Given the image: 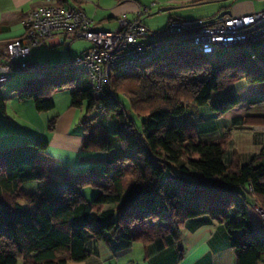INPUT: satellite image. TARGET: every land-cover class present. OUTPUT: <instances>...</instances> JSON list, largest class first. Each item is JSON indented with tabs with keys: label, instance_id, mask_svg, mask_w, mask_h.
<instances>
[{
	"label": "trees",
	"instance_id": "16d2710c",
	"mask_svg": "<svg viewBox=\"0 0 264 264\" xmlns=\"http://www.w3.org/2000/svg\"><path fill=\"white\" fill-rule=\"evenodd\" d=\"M174 19L187 20L173 17L169 24ZM176 44L143 68L112 75L100 96L86 74L76 88L77 77L64 78L74 62L18 64L24 71L44 72L15 90L19 101L32 100L36 111L46 113L55 109L56 90L74 88L73 108L102 110L118 124L106 133L96 125L98 118L85 123L91 127L85 128L83 151L110 154L119 141L120 153L61 188L49 178L48 141L28 140L0 151V264L80 263L93 255L92 245L98 243L114 252L134 244L162 251L175 243L181 254L185 224L200 217L225 227L237 264L264 263V235L249 214L253 203L264 211V162L243 165L235 157L226 163L233 132L263 126L264 118L235 121L212 143L201 141L197 130L199 109L211 103L214 93L243 81L264 83V51L253 55L244 46L226 50L229 58L215 60ZM112 92L128 99L130 113L118 99L111 101ZM2 104L1 99L4 109ZM237 104L231 98L213 109L222 116ZM120 105L123 111L118 112ZM134 116L143 119L140 129ZM56 124L57 118L50 121V133ZM27 184L37 186L27 190ZM87 187L98 191L92 201L83 194Z\"/></svg>",
	"mask_w": 264,
	"mask_h": 264
},
{
	"label": "crops",
	"instance_id": "0c3cea01",
	"mask_svg": "<svg viewBox=\"0 0 264 264\" xmlns=\"http://www.w3.org/2000/svg\"><path fill=\"white\" fill-rule=\"evenodd\" d=\"M43 1L0 0V52L9 42L25 35V17L39 8ZM67 1L66 6H78L85 10L93 18L95 28L103 31L117 29L120 17H134L145 7H150L151 12L142 17V22L150 30L158 28L156 32L164 31L173 17L199 20L215 18L228 12L234 16H244L264 11V0H116V5L105 9L101 8V0L99 4L89 0H79L80 3ZM202 9L206 11L203 12ZM91 47L92 44L84 39H62L56 36L42 41L38 47H32L33 56L27 61L31 66L41 67L72 65L76 57L89 51ZM244 50L258 55L264 51V40L249 44ZM221 52L227 51L220 50L218 53ZM26 70L44 73L36 69ZM81 78H86L84 71H81ZM2 94L1 92L4 106L2 110L6 114V98H3ZM8 95L5 96L8 97L9 103L15 104L17 117H20L22 112L25 114V110L34 113L35 106L29 101L17 100L14 91ZM231 98H237V106L219 116L213 107H218ZM14 99L18 102H14ZM54 102L56 108L57 101ZM199 115L202 119L197 128L199 139L206 143L217 142L231 129L235 121L264 118V83L251 85L243 81L225 91L216 92L211 103L199 109ZM85 123L87 122L83 118H79V111L71 106L70 98L58 115L55 132L50 133L49 139L46 140L49 142L47 155L51 159L49 178L61 188H66L77 174L87 172L94 165L105 164L110 157V154L83 151L87 126ZM79 126H82L83 130ZM17 131L18 125L15 123L1 129L0 138ZM235 157L243 165L250 164L255 159L264 162V125L233 132L226 163L231 164ZM249 214L255 227L259 229L262 217L256 203L249 207ZM181 238V254L175 243H169L162 251L150 252L141 244L114 252L105 243H98L92 245L93 255L89 259L72 264H237L225 227L208 217L189 220L183 228Z\"/></svg>",
	"mask_w": 264,
	"mask_h": 264
},
{
	"label": "built area",
	"instance_id": "2783aa9c",
	"mask_svg": "<svg viewBox=\"0 0 264 264\" xmlns=\"http://www.w3.org/2000/svg\"><path fill=\"white\" fill-rule=\"evenodd\" d=\"M142 8L134 17L122 16L118 28H95L93 18L82 8L66 6L60 0H44L24 19L25 35L9 42L0 52L1 92L15 73L23 72L19 63L29 60L32 47L54 37L84 39L92 44L89 51L74 59L75 68L84 71L94 93L102 95L112 75L143 68L168 55L180 43L204 55L214 57L220 50L240 49L264 40V11L244 16H216L211 19H174L164 31L150 30L142 17L150 14ZM111 101H115L112 92ZM259 232L264 235V211Z\"/></svg>",
	"mask_w": 264,
	"mask_h": 264
},
{
	"label": "rangeland",
	"instance_id": "374dc122",
	"mask_svg": "<svg viewBox=\"0 0 264 264\" xmlns=\"http://www.w3.org/2000/svg\"><path fill=\"white\" fill-rule=\"evenodd\" d=\"M90 2H93L94 4H99V0H89ZM100 3L101 8L105 9L106 7H112V5H116V0H101ZM203 12L206 11V9H202ZM219 16V15H218ZM200 20V19H199ZM159 21V19H158ZM152 31H157V29H151ZM231 53L229 52H221L220 54L214 56L213 59L215 60H221L229 58ZM81 71L77 68H74L73 71H71L70 75H65V79L67 77H77V80L75 81V88L82 85L83 79L81 78ZM42 75V73H35L34 71L26 70L23 72L15 73L12 78L6 83L5 87L2 91V96L5 99V107L7 110V113L4 114L3 110L0 108V130L5 129L13 124L18 125V131L17 133H11L7 134L4 137L0 138V151L12 148L18 145H23L28 140H36V141H43L48 140L50 137V132L48 130L49 123L52 119L57 118L58 121V115L61 114L63 111V107L68 99L71 98V92L74 88L71 87H64L63 89H58L54 92L53 99L57 101V106L54 110L46 113H39L36 111V108L34 110V113H30L28 110H25V114L23 112L21 113L20 117H17L15 115V104L9 103L8 97L5 95H8L9 93L18 89L21 87L25 80ZM116 94L115 97L118 99L122 106H124L125 109H127L128 113H130V105L128 99L123 94ZM9 96V95H8ZM16 96V95H14ZM17 99V97H16ZM14 102H18L15 101ZM18 100V99H17ZM30 104L32 106H35L34 102L32 100H29ZM119 104V103H118ZM122 106L120 105L118 112L123 111ZM79 118H83L84 121L90 122V120L94 118H98V122H96V125L99 126L104 132L113 131L118 124L113 121L110 117H107L106 113L99 109H93L90 112H88L87 107H85L81 112L79 111ZM134 120L136 121L137 126L140 129L141 124L143 123V119L134 116ZM174 121H178V118H174ZM92 122V121H91ZM87 127H91V124H87ZM80 129H82V126H79ZM83 130V129H82ZM117 151L110 152V157H115L117 154L120 153L119 150V141L115 143ZM37 184H27V190L36 188ZM84 196L89 200L92 201L96 195L98 194V191L92 187H87L83 191ZM114 208V206H107L106 209ZM91 220L93 222H96V213L92 214Z\"/></svg>",
	"mask_w": 264,
	"mask_h": 264
},
{
	"label": "water",
	"instance_id": "95a60500",
	"mask_svg": "<svg viewBox=\"0 0 264 264\" xmlns=\"http://www.w3.org/2000/svg\"><path fill=\"white\" fill-rule=\"evenodd\" d=\"M226 15H231V12H228L227 14L226 13L221 14V16H226Z\"/></svg>",
	"mask_w": 264,
	"mask_h": 264
}]
</instances>
